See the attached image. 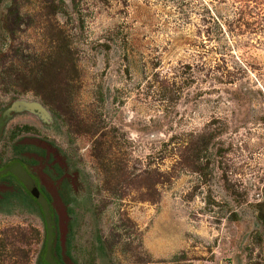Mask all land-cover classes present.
<instances>
[{"label":"rangeland","instance_id":"1","mask_svg":"<svg viewBox=\"0 0 264 264\" xmlns=\"http://www.w3.org/2000/svg\"><path fill=\"white\" fill-rule=\"evenodd\" d=\"M16 100L0 264H264V0H0Z\"/></svg>","mask_w":264,"mask_h":264},{"label":"water","instance_id":"2","mask_svg":"<svg viewBox=\"0 0 264 264\" xmlns=\"http://www.w3.org/2000/svg\"><path fill=\"white\" fill-rule=\"evenodd\" d=\"M29 112L35 114L43 122L50 120L48 112L37 102H27L23 100H16L10 104L2 113L3 122H6L13 113ZM30 194L38 198V192L35 188L30 189Z\"/></svg>","mask_w":264,"mask_h":264},{"label":"trees","instance_id":"3","mask_svg":"<svg viewBox=\"0 0 264 264\" xmlns=\"http://www.w3.org/2000/svg\"><path fill=\"white\" fill-rule=\"evenodd\" d=\"M2 123H3V120L0 121V126L2 125ZM6 167H7L6 170H3L1 172V174H0L1 176H6V175L7 176H10L11 175V172L14 171V168H12L13 167L12 165H7ZM41 214L43 216V219H44V222H45V225H46V236L48 238L47 245L45 247V253L46 252L49 253L50 248L48 250V243L50 242L51 237H52V225H51V217L52 216L49 213L48 209H43V211H42ZM43 261H44L45 264H59L58 262L52 261L48 257H46V258L44 257L43 258Z\"/></svg>","mask_w":264,"mask_h":264},{"label":"flooded vegetation","instance_id":"4","mask_svg":"<svg viewBox=\"0 0 264 264\" xmlns=\"http://www.w3.org/2000/svg\"><path fill=\"white\" fill-rule=\"evenodd\" d=\"M36 190H37V188H35ZM37 192H38V190H37ZM32 196V195H31ZM38 196H39V192H38ZM33 197V196H32ZM35 198V197H34ZM47 203V207L46 208H43V209H48V211H49V213L51 214V207H50V205H49V203L48 202H46Z\"/></svg>","mask_w":264,"mask_h":264}]
</instances>
